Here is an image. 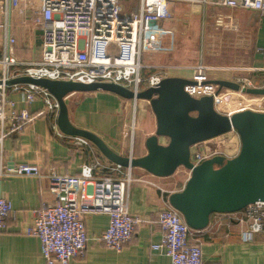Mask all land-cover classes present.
Here are the masks:
<instances>
[{"label":"built area","instance_id":"built-area-1","mask_svg":"<svg viewBox=\"0 0 264 264\" xmlns=\"http://www.w3.org/2000/svg\"><path fill=\"white\" fill-rule=\"evenodd\" d=\"M176 4L243 9L264 17V0H0V149L7 137L22 133L27 125L44 116L46 111L57 114V104L46 90L32 85L5 86L4 83L12 78L28 76L85 84L111 83L134 95L156 87L168 76L161 72L148 76L143 74L146 69L150 72L161 69L143 63L145 42L158 23L172 17V7ZM13 18L22 26H30L32 32L41 31L40 50L35 59L27 61L17 55V39L12 32ZM212 18L215 31L235 30V24L228 17L216 14ZM195 71L197 75L190 80L197 85L186 87L187 93L194 98L212 96L214 109L220 114L232 115L221 113L218 108L221 106L225 111L223 107L227 100L222 98L229 95L224 91L238 96L248 95L228 89H221L215 94V86L201 85L211 80L205 79L202 64ZM235 82L245 87H264L252 86L247 79ZM200 93L199 97L195 95ZM12 94L20 96L19 102L11 98ZM37 101H42L44 109L33 114L30 107ZM135 113L133 108L131 135ZM76 144L89 146L88 141L80 138H76ZM240 147L239 136L231 129L194 144L190 148L189 161L198 166L214 157L231 160L238 155ZM98 167V163L85 164L75 177L76 207L67 201L45 205L25 230L26 235L38 240L45 264H70L72 260L84 257L88 241L85 219L89 215L108 217V225L98 238L106 248L121 252L131 240L140 223L139 218L132 216L128 210L129 189L136 181L132 169L110 164L109 169L116 175L100 176L95 173ZM181 169L185 184L190 171ZM10 175L60 179L53 169L43 171L37 164L13 168L1 166L0 178ZM157 189L166 194V198L156 218L161 239L150 248L162 252L169 258L170 264H206L200 245L193 239L199 231L190 229L182 215L169 205L168 193ZM12 216L11 203L0 196V232L7 230V219ZM227 216L238 227L239 238L243 242H250L257 235L264 234V203L257 202Z\"/></svg>","mask_w":264,"mask_h":264},{"label":"crops","instance_id":"crops-1","mask_svg":"<svg viewBox=\"0 0 264 264\" xmlns=\"http://www.w3.org/2000/svg\"><path fill=\"white\" fill-rule=\"evenodd\" d=\"M216 14L228 17L235 24V30L215 31L212 17ZM15 34L17 55L28 61L29 53L35 47L34 32L30 34L17 28ZM37 49L39 51L40 47ZM144 49L143 63L147 66L187 65L193 59L190 54L194 53L198 57L197 64L212 61L219 67L231 63L243 65L245 79L254 86L264 85V17L253 11L176 4L172 7V17L157 24L156 30L146 39ZM145 71L149 70H144L143 74ZM191 75L185 70H177L171 76L184 78ZM230 77V74L218 76L224 80ZM244 96L252 98L247 99L249 106L234 108L225 102V111L220 112L227 115L243 110L264 112V101L256 102L261 97ZM11 98L20 100L17 94H12ZM137 101L129 102L104 92L75 93L65 98L69 120L74 126L96 134L112 151L131 158L146 155L145 140L156 129L148 102ZM138 105L143 110L140 118L144 121L140 120L136 126L134 119L131 135L129 114L132 115L133 108L136 111ZM43 109L42 101L30 107L33 114ZM159 143L165 145L167 141L161 138ZM96 163L99 164L96 175H116L109 169L111 163L92 144L80 146L76 144V138L63 135L56 126V115L48 111L27 125L22 133L3 141L0 168L37 164L43 171L53 169L60 179L11 175L0 178V196L9 201L13 209V216L7 219V230L0 232V264H45L38 240L26 235L25 230L45 205L67 201L76 207L78 197L74 179L83 165ZM132 173L136 181L129 189L128 210L139 218L140 223L131 240L121 252L106 248L98 238L108 225V217L89 215L85 219L88 241L84 257L72 260L70 264H170L162 252L150 248L161 239L156 218L166 198L157 187L170 194L180 191L183 186L172 188L174 175L157 178L140 169H132ZM193 239L200 245L206 264H264V234L243 242L238 227L227 215H213L209 226Z\"/></svg>","mask_w":264,"mask_h":264},{"label":"water","instance_id":"water-1","mask_svg":"<svg viewBox=\"0 0 264 264\" xmlns=\"http://www.w3.org/2000/svg\"><path fill=\"white\" fill-rule=\"evenodd\" d=\"M40 35V30L34 31L36 48L41 45ZM4 85H32L46 90L57 104L58 130L65 136L88 141L115 166L140 169L157 178L171 177L179 168L189 170L190 177L182 189L168 194L167 201L194 231L206 229L213 215L235 214L249 205L264 203V112L244 110L231 116L220 114L214 109L212 96H190L186 87L197 83L181 77H165L156 87L136 95L111 83L85 84L28 76L12 78ZM201 85L215 86V94L228 89L264 97V87H245L229 80L211 79ZM96 92L110 93L124 100L148 102L156 129L145 140V156L131 158L118 155L99 136L70 122L65 98L75 93ZM231 129L235 130L241 143L235 158L224 161L221 157H214L198 166L190 163V148L194 144ZM161 138L167 141L165 145L159 143Z\"/></svg>","mask_w":264,"mask_h":264},{"label":"rangeland","instance_id":"rangeland-1","mask_svg":"<svg viewBox=\"0 0 264 264\" xmlns=\"http://www.w3.org/2000/svg\"><path fill=\"white\" fill-rule=\"evenodd\" d=\"M1 22H2V20L0 19V23ZM17 28H20L23 31L25 30L27 33L29 32L30 34L33 33L32 32V28L30 26H28V25L22 26V25H20L19 21L16 20V18H13V29H12L13 34L16 33ZM15 36H16V34H15ZM16 39H17V45H18L17 36H16ZM1 40H2V31L0 30V42H1ZM191 44H192V46H194L193 42H191ZM38 54H39L38 49L33 47L31 49V52L29 53V60L35 59L36 57H38ZM190 55H191V58L193 57V59L187 65H176V64L158 65V67H161V69H158V70H155V71H152V72L145 71L144 75L148 76L150 73L152 74L154 72H161L164 75H167L169 77V75H173L174 72L177 71V70H185V71L188 72V74H192L191 77L194 78V76L197 75L196 71H195L196 67L199 64H202L203 69H204L203 73L205 74L204 75L205 79H219L218 76H226V75H229V74L231 76L229 78V80L233 81V82H235L237 79H245V77L242 75L243 73L246 72V70H245L243 65L235 66L234 63H231V64H229V65H227L225 67H222V66L219 67V66L214 65L212 61H209V62L205 61L204 63H198L197 64L196 60H197L198 57H196V55L194 53H192ZM237 64H240V63H237ZM192 91L194 93H196L195 90H192ZM223 93L226 94V95H229V96H226L225 98L223 97L222 99H224V101L227 100V102L229 104L233 105L234 108H239V107H243V106H246V105L249 106V103L247 102L248 101L247 99H252V98H247L245 96H238V94L228 93L226 91H224ZM195 95L197 97H199L200 95H202V93H200L199 95L198 94H195ZM128 101L132 102L131 100H128ZM262 101H264L263 98H257V100H256V102H262ZM137 102L139 103V101H137ZM263 107H264V105H263ZM148 108H149V106H148ZM218 108H219L220 111H222L221 106L218 107ZM142 113H143V110L138 105L136 107V113H135L136 114V117H135L136 126H138L140 120L142 122L144 121L143 118H140V115ZM129 122H130V125L132 126V115H131V112L129 114ZM184 180H185V175H184L182 169L180 168L179 170H177V172L174 174V176L171 179L172 188L180 189L183 186V184H184Z\"/></svg>","mask_w":264,"mask_h":264},{"label":"bare ground","instance_id":"bare-ground-1","mask_svg":"<svg viewBox=\"0 0 264 264\" xmlns=\"http://www.w3.org/2000/svg\"><path fill=\"white\" fill-rule=\"evenodd\" d=\"M169 76H171V75H169ZM172 77V76H171ZM173 77H175V76H173ZM181 78H183V77H181ZM184 79H193L192 77H184ZM224 80V79H223Z\"/></svg>","mask_w":264,"mask_h":264}]
</instances>
